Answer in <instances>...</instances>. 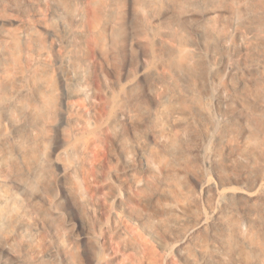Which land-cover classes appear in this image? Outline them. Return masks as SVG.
<instances>
[{
	"label": "clouds",
	"instance_id": "1",
	"mask_svg": "<svg viewBox=\"0 0 264 264\" xmlns=\"http://www.w3.org/2000/svg\"><path fill=\"white\" fill-rule=\"evenodd\" d=\"M0 264H264V0H0Z\"/></svg>",
	"mask_w": 264,
	"mask_h": 264
}]
</instances>
